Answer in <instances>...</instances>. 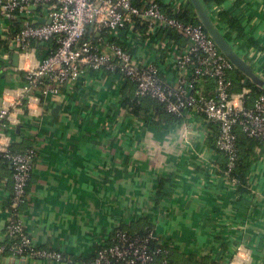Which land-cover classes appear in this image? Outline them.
<instances>
[{"label":"crops","instance_id":"0c3cea01","mask_svg":"<svg viewBox=\"0 0 264 264\" xmlns=\"http://www.w3.org/2000/svg\"><path fill=\"white\" fill-rule=\"evenodd\" d=\"M150 1L133 0L136 6ZM154 1L168 8L177 3ZM235 1L208 8L231 12ZM243 2L234 17L246 36L264 47V0ZM18 24L17 16L0 15V54L8 50V38ZM132 25L116 40L139 63L156 62L161 77L172 83L181 73L177 60L188 44L186 37L148 27L150 35L142 36ZM230 38L264 71V51ZM47 49L33 42L18 54L17 64L10 56L0 72V105L4 101L9 107L6 127L0 126V145L36 151L20 207V219L36 246L86 264L98 247L109 244L118 226L141 229L149 224L158 242L165 240L171 247V264L189 254L208 255L220 264H264L262 146L256 148L249 171V192L238 197L236 187L220 174L221 156L206 143L209 130L201 119L188 113L180 121H166L147 97L134 111L135 86L116 75L92 73L64 84L55 95L32 92L18 104L24 70L37 65ZM209 86L206 90L212 91ZM159 183L164 195L155 202ZM11 192V167L0 159V246L7 239L9 214L4 208ZM25 257V264H55ZM14 260L11 253L0 252V264H20Z\"/></svg>","mask_w":264,"mask_h":264},{"label":"built area","instance_id":"2783aa9c","mask_svg":"<svg viewBox=\"0 0 264 264\" xmlns=\"http://www.w3.org/2000/svg\"><path fill=\"white\" fill-rule=\"evenodd\" d=\"M176 1L170 7L173 12L184 0ZM38 6L46 8L45 15L34 11ZM0 15L7 19L17 16L20 22L19 30L8 38V50L0 54V72L5 69L12 50L25 53L32 42L48 47L37 65L24 70L18 104L29 93L37 92L40 97L55 95L64 84L103 71L133 83L136 98L157 101L168 113L178 116L192 113L206 127L208 122L215 123V149L226 156L224 173L230 185L235 186L237 181L231 176L238 153L235 128L260 140L264 148V91L254 99L247 86L233 92L229 76L233 66L204 28L166 14L158 1H150L140 8L133 0H0ZM132 16L146 20L147 27L153 32L161 31L166 35L164 28L171 27L186 37L188 44L177 60L181 73L172 83L161 77L156 62L139 63L116 40L132 25ZM38 18H49L50 22L38 23ZM52 41L56 44L54 48L50 47ZM210 81L213 82V94H206L204 91ZM5 104L3 101L0 105V126L3 128L6 127L3 120L9 113ZM35 157L33 148L13 150L0 145V158L10 165L12 175V192L9 204L4 208L9 214L5 234L12 239L9 252L12 256L68 264L70 258L61 251L36 246L20 219V207L25 203ZM155 237L153 230L133 237L118 230L111 243L96 252L91 264H112L113 261L166 264L168 248L155 251L149 248V242ZM5 250L4 244L0 246V252ZM158 255L160 262L156 259Z\"/></svg>","mask_w":264,"mask_h":264},{"label":"trees","instance_id":"16d2710c","mask_svg":"<svg viewBox=\"0 0 264 264\" xmlns=\"http://www.w3.org/2000/svg\"><path fill=\"white\" fill-rule=\"evenodd\" d=\"M203 1L207 6L216 5L217 7L220 8L221 3L226 1V0H203ZM243 3H244L243 0H236L234 9L231 12H228V11L222 9L219 11L214 10L213 14L217 17V20L221 24V26L224 29L226 28L225 31L229 37H232L235 41H237L238 39L243 40V41L247 42L248 44H250L251 46L255 47L256 49L264 51V47H262L260 44H258V42L256 40L252 39L251 37L246 36L243 26L238 21V19H236L234 17L235 9H239V6H241ZM137 6L140 8L143 7L142 5H137ZM160 6H161V9L163 12H165L166 14H168L170 16H174V17L178 18L179 20H181L184 23L199 24L197 18L195 17V15L192 11V7H191L190 3L188 2V0H184V2L181 3V5L179 6V8L176 12H173L166 5L160 4ZM34 11H37L41 15H43L47 10L43 6H38L37 8H34ZM131 20H132V24H133L132 26H134L133 28H135L134 29L135 31H138V33H140L142 36L150 35L149 32L147 31V21L146 20H144L143 18H140L138 16H132ZM14 27L15 28L13 30V33L19 30L20 22L18 25H15ZM164 31L169 36L177 38L178 31H176L174 28L165 27ZM50 47L51 48L56 47L55 42L52 41L50 43ZM229 76H230V79L232 82V89L231 90H237V89L241 88V86L245 85V86L249 87L251 90V94H250L251 99L252 98L254 99L258 93L262 92V90H260L256 86H254L247 78H245V76H243L242 74H240L238 71H236L234 69H232L229 72ZM209 85L210 86L213 85V82H210V84L208 83V86ZM204 93L213 94V91L205 90ZM128 99L129 98H126L125 100H128ZM141 99L142 98H136L133 95V98L131 99V106L133 105L132 108L134 109V111H137L139 109V102ZM125 100H123L124 104H125ZM155 103H156V105H155L156 109L158 111H160L162 114H164V118L166 121H169L172 123V122L180 121L183 118V116H178V115L166 112L163 104L158 103L157 101H155ZM206 125H207L206 129L209 130V133H208L209 135L206 138V143L211 148L215 149L214 143H215V139L217 137V125L215 123H212V122H208V123H206ZM235 132H236V136H237L238 153H237V158H236V165H235V168L231 172V176L235 177L237 180L236 185H235L236 194L238 195V197H242L243 195H245L249 192V171H250L252 164L255 161V150H256V148L260 147L262 144H261V141L258 140L257 138L248 137L238 127L235 128ZM215 150L221 156V161H220L219 166H218V168L220 169V174H221V176L226 177V175L224 173V169H225V165H226V156L223 152H221L217 149H215ZM160 186H161V183H159V185L157 187L155 202H158L160 200V198L164 195L163 190L160 188ZM27 188H28V186H27ZM118 230L124 231L129 236L133 237L136 234H145L149 230H153V227L149 224H146L144 227H142L140 229L137 227H132L131 224L130 225H125V224L120 225L117 228H115L114 231L112 232L111 237L109 238V244L111 243L112 237L115 236V234ZM158 240L159 239H157V236H156L154 239H152L149 242L150 250L155 251L157 248H168L169 254L166 256V260H167L166 264H171V254H172L171 247L168 245L167 241L163 240V241L158 242ZM11 242H12V239H10V238L6 239V241L4 243L6 250L4 252H9V246H10ZM109 244H106L104 246H107ZM104 246L98 247L96 249L95 253L87 260L86 264H91L96 252ZM221 247L224 248L223 244H221ZM64 256H68V255L64 254ZM68 257L71 260V262H68V264H75L79 260V258H77V257H73V256H68ZM156 259L158 260V262L161 261V258L159 255L157 256ZM44 263H47V262H44ZM112 264H123V263L113 261ZM176 264H177V262H176ZM179 264H220V263L208 255L197 257L194 254H189L186 256L185 260H182L181 263H179Z\"/></svg>","mask_w":264,"mask_h":264},{"label":"water","instance_id":"95a60500","mask_svg":"<svg viewBox=\"0 0 264 264\" xmlns=\"http://www.w3.org/2000/svg\"><path fill=\"white\" fill-rule=\"evenodd\" d=\"M199 24L215 43L219 51L229 60L233 69L245 76L254 86L264 91V71L254 66L239 50L238 45L227 35L225 29L218 22L217 17L210 11L203 0H188ZM34 7H32L33 9ZM38 23H49L50 19L39 18ZM14 63L18 53L12 52ZM16 263H27L25 256H12ZM66 264V263H61Z\"/></svg>","mask_w":264,"mask_h":264},{"label":"rangeland","instance_id":"374dc122","mask_svg":"<svg viewBox=\"0 0 264 264\" xmlns=\"http://www.w3.org/2000/svg\"><path fill=\"white\" fill-rule=\"evenodd\" d=\"M244 55H245V53H244Z\"/></svg>","mask_w":264,"mask_h":264}]
</instances>
